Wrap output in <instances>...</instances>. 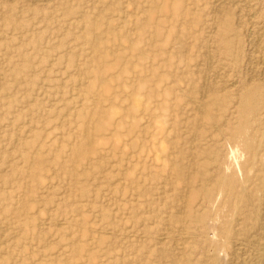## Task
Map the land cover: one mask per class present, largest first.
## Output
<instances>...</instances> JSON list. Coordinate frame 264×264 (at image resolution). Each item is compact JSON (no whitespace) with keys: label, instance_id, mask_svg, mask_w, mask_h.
<instances>
[{"label":"rangeland","instance_id":"obj_1","mask_svg":"<svg viewBox=\"0 0 264 264\" xmlns=\"http://www.w3.org/2000/svg\"><path fill=\"white\" fill-rule=\"evenodd\" d=\"M263 53L264 0H0V264H264Z\"/></svg>","mask_w":264,"mask_h":264},{"label":"bare ground","instance_id":"obj_2","mask_svg":"<svg viewBox=\"0 0 264 264\" xmlns=\"http://www.w3.org/2000/svg\"><path fill=\"white\" fill-rule=\"evenodd\" d=\"M222 2V1H221ZM239 3H241V2H239ZM245 3V2H244ZM242 4V3H241ZM262 35V34H261ZM210 42V41H209ZM255 48V47H254ZM264 54V53H263ZM262 55V54H261ZM251 62V61H250ZM263 62V61H262ZM258 64V63H257ZM263 64V63H262ZM256 66V65H255ZM257 67V66H256ZM251 69V68H250ZM264 70V69H263ZM254 71V70H253ZM254 73V72H253ZM256 73V72H255ZM256 77V76H255ZM257 78H258V76H257ZM209 84V83H208ZM225 86V85H224ZM203 105V104H202ZM199 112L201 111V112H203L202 110H198ZM209 115V114H208ZM203 117V116H202ZM210 117V116H209ZM232 151V150H231ZM194 160V159H193ZM188 192V191H187ZM189 196V195H188ZM228 209V208H227ZM240 211V210H239ZM182 212V211H181ZM183 214V213H182ZM59 226V225H58ZM108 233H111V232H108ZM120 235V234H119ZM136 236V235H135ZM180 236V235H179ZM184 239V238H183ZM213 255V254H212ZM214 258H219V255L218 254H216V253H214ZM223 259V258H222Z\"/></svg>","mask_w":264,"mask_h":264}]
</instances>
